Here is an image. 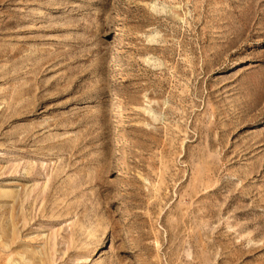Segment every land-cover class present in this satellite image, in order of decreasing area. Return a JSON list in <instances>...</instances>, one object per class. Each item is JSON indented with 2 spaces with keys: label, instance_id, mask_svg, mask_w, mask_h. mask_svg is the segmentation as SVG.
I'll list each match as a JSON object with an SVG mask.
<instances>
[{
  "label": "rangeland",
  "instance_id": "374dc122",
  "mask_svg": "<svg viewBox=\"0 0 264 264\" xmlns=\"http://www.w3.org/2000/svg\"><path fill=\"white\" fill-rule=\"evenodd\" d=\"M264 264V0H0V264Z\"/></svg>",
  "mask_w": 264,
  "mask_h": 264
},
{
  "label": "bare ground",
  "instance_id": "6f19581e",
  "mask_svg": "<svg viewBox=\"0 0 264 264\" xmlns=\"http://www.w3.org/2000/svg\"><path fill=\"white\" fill-rule=\"evenodd\" d=\"M99 264V263H98Z\"/></svg>",
  "mask_w": 264,
  "mask_h": 264
}]
</instances>
